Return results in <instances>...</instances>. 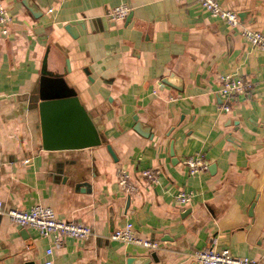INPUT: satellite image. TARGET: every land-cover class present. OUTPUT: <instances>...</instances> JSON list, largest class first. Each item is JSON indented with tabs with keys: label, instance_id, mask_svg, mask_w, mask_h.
<instances>
[{
	"label": "crops",
	"instance_id": "1",
	"mask_svg": "<svg viewBox=\"0 0 264 264\" xmlns=\"http://www.w3.org/2000/svg\"><path fill=\"white\" fill-rule=\"evenodd\" d=\"M0 1L11 17L0 35V264L45 257L50 238L5 213L34 203L91 227L54 246L55 264H198L190 253L212 243L264 262V51L196 0ZM216 1L264 33V0ZM120 3L128 14L111 18ZM42 71L63 75L105 142L42 148L29 98ZM223 73L255 82L226 113ZM196 153L206 168L189 175L182 160ZM148 168L154 184L138 178ZM121 172L136 192L120 188ZM180 188L193 192L188 206ZM127 221L157 248L110 238Z\"/></svg>",
	"mask_w": 264,
	"mask_h": 264
},
{
	"label": "built area",
	"instance_id": "2",
	"mask_svg": "<svg viewBox=\"0 0 264 264\" xmlns=\"http://www.w3.org/2000/svg\"><path fill=\"white\" fill-rule=\"evenodd\" d=\"M208 13L215 18L222 20L228 27L239 30L240 35L252 46L264 51V33L252 30L240 21V16L236 10L224 9L216 0H196ZM130 8L123 3L115 5L108 10V14L113 19H123ZM10 14L5 5L0 1V35H6L9 31ZM218 95L222 98L219 108L223 112L231 110L232 101L242 93H246L254 88L255 82L247 76H235L233 73H223L218 76ZM189 175L198 173L206 168V162L199 153L188 156L182 160ZM138 178L150 184L156 183L157 173L153 169H143L139 171ZM118 184L121 189L129 193L137 191V183L134 179H129L125 173H120ZM193 197V192L182 188L174 195L178 205L188 206ZM7 217L17 225L32 227L37 230L41 237L50 238V245L45 248V257L40 264H55L51 255L54 246L59 245L63 238L72 237L82 239L91 232L90 225L71 219L59 218L54 210L42 203H34L28 209L11 208L6 212ZM110 238L124 243H135L148 249L157 248L158 244L154 240L141 238L134 232L130 221L115 228L110 233ZM192 259L198 264H264V262L247 256L233 255L227 247L216 248L214 243L201 249L193 250L190 253Z\"/></svg>",
	"mask_w": 264,
	"mask_h": 264
},
{
	"label": "water",
	"instance_id": "3",
	"mask_svg": "<svg viewBox=\"0 0 264 264\" xmlns=\"http://www.w3.org/2000/svg\"><path fill=\"white\" fill-rule=\"evenodd\" d=\"M239 16L241 17L240 13ZM66 29L72 33L70 26H66ZM29 98L38 108L43 149L83 148L105 142L101 126L84 108L76 91L68 85L62 74L42 71ZM135 129L142 133L137 127ZM106 149L114 158L108 143ZM151 255L154 257V253ZM131 261L129 257L126 264Z\"/></svg>",
	"mask_w": 264,
	"mask_h": 264
}]
</instances>
